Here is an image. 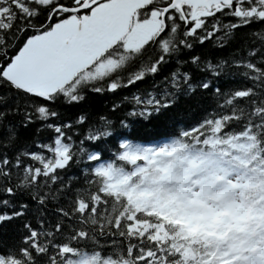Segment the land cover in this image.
Wrapping results in <instances>:
<instances>
[{"label": "snow or ice", "instance_id": "snow-or-ice-1", "mask_svg": "<svg viewBox=\"0 0 264 264\" xmlns=\"http://www.w3.org/2000/svg\"><path fill=\"white\" fill-rule=\"evenodd\" d=\"M0 264H264V0H0Z\"/></svg>", "mask_w": 264, "mask_h": 264}]
</instances>
